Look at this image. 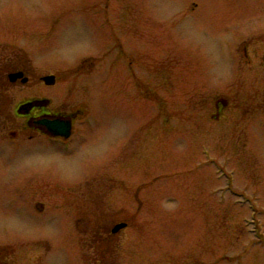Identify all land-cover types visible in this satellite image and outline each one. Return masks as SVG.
Wrapping results in <instances>:
<instances>
[{
    "label": "rangeland",
    "instance_id": "obj_1",
    "mask_svg": "<svg viewBox=\"0 0 264 264\" xmlns=\"http://www.w3.org/2000/svg\"><path fill=\"white\" fill-rule=\"evenodd\" d=\"M107 2L110 58L90 15ZM243 40L264 41V0H0V64L11 69V51L32 63L28 84L1 92L0 121L11 120V95L15 104L56 94L74 104L78 91L93 109L90 138H77L74 154L22 147L11 159V143H0V249L14 264H95L85 239L52 219L63 198L96 227L129 222L106 264H264V138L252 130L238 145L204 117L221 83L233 96L221 52ZM118 42L140 57L143 94L128 99ZM51 72L57 81L46 89L38 76ZM78 72L86 75L76 82ZM135 103L138 131L124 119ZM126 135L124 171L112 156ZM28 175L50 180L9 186ZM34 201L46 213L30 209Z\"/></svg>",
    "mask_w": 264,
    "mask_h": 264
},
{
    "label": "flooded vegetation",
    "instance_id": "obj_2",
    "mask_svg": "<svg viewBox=\"0 0 264 264\" xmlns=\"http://www.w3.org/2000/svg\"><path fill=\"white\" fill-rule=\"evenodd\" d=\"M91 11L92 13L90 15L93 16L94 24L99 28L98 35L103 41L104 58L107 56V58H110L112 50L110 40L112 36L110 33L111 13L108 9V2L103 8H93ZM13 43L14 38L11 37V47ZM118 43L119 50L125 60V70L123 73L124 99H128L132 93H135V95L143 94L142 71L139 69L138 73L137 70H134L136 67H141L140 57L136 56V60H134L128 52L127 44L122 42ZM229 47L228 53L226 51L225 53L224 51L221 52V58H225L226 60L231 58L230 65L228 60L224 62L228 63L226 68L231 71L232 83L236 84L231 93L233 96H228L227 90L223 88L226 86V83H221L219 86L221 88L219 90H222L221 92L224 93H218L214 96L211 105L212 108L209 109L206 106L204 109V117L206 123L209 120L218 123L217 127L214 128V132L218 133L219 137L221 136L220 138H232L233 140L235 138L236 141L234 140V142L240 145L250 138L249 135L252 130H255L259 134L257 138H264V41L243 40L240 43H234L233 41V44L229 45ZM20 57L22 56H17L15 52L11 51V69L4 70L3 66L0 64V94L3 91L8 93L10 84L12 94L17 84L26 85L29 83L32 63L30 60L25 61L23 57L22 59H20ZM92 57L93 59H90L88 63L90 67L95 66L96 62V60H94L95 57ZM83 74L86 75V72H78L75 74L76 82L78 75L80 79ZM51 75L55 77V81L54 84L48 85L43 80V77ZM38 79L44 88L48 89L55 86L57 76L51 72L38 76ZM255 84H262L263 86L256 87ZM260 91H263L261 98L254 97V95ZM77 93V95H73L74 98L72 97V101L75 99V101H73L74 104H70L67 101L63 102L61 99L62 97L58 94L54 95L56 96V102L53 101L54 96L47 97L45 95H36L27 97V99L25 98L26 100H20L15 104L11 95V110H13L11 120L3 119L0 121V143L6 145L7 142L11 143V159L19 152L16 151V149L22 147L26 150L34 147H42L57 151L61 154L64 152L74 154L76 146L74 141L77 138L79 142L83 141L84 138H90L91 128L88 122L93 110L90 108L91 104L89 98L80 95L78 91ZM242 95H246L247 98H241ZM127 108L131 111L125 114L124 119L126 122L131 121L132 124L135 122L136 131H138V124L142 120L141 106L135 103L129 105ZM64 123L69 124L70 129L68 131L64 129ZM55 126H57L56 129H53ZM208 129V125L206 124L204 126V131L206 132ZM67 132L68 135H65ZM229 132H232L230 137L228 136ZM122 139L119 152L112 156V161L113 163L115 162V164H120V168L125 171L126 153L128 151L127 135ZM88 146L92 147V145ZM204 153L206 154L207 151ZM117 161L118 163H116ZM92 172H94V169L90 171V173ZM38 179L44 180V182L50 180L40 176L28 175L23 180L16 183L10 182L9 186L18 187V189L26 191L30 182ZM86 181H89V179ZM28 206L37 213H46L47 205L43 201L28 202ZM54 206L58 213L56 218L52 219H55L54 221L62 227L61 233L70 236L71 230L73 229L77 240L79 238L85 239V246H83L82 249L88 251L87 254L98 256V258H95V264H106L103 262L104 259L106 260V254L109 255V258L113 255L115 251V246H113L114 242L119 238L121 232L130 227L129 222L124 219L117 220L110 226L96 227L95 225H91V222L95 221H91L94 219L90 220L89 214L82 215L79 213L76 204L66 206L63 198L57 199L54 202ZM65 207L67 209H65ZM81 221L85 224L82 227L79 224ZM101 222L103 221L101 220ZM70 223H72V226H70ZM122 223H125L126 226L114 233L113 229L115 226ZM39 243L40 246L41 244H45L44 241H40ZM0 264H14L12 256H10L9 253L5 254L3 249H0Z\"/></svg>",
    "mask_w": 264,
    "mask_h": 264
},
{
    "label": "water",
    "instance_id": "obj_3",
    "mask_svg": "<svg viewBox=\"0 0 264 264\" xmlns=\"http://www.w3.org/2000/svg\"><path fill=\"white\" fill-rule=\"evenodd\" d=\"M10 79H11V75H10ZM43 80L46 82V84H48V85H52V84H54L55 77L52 76V75H51V76H45V77H43ZM55 125H56V124H55ZM56 127H57V126H55V128H53V129H56ZM63 127H64V129H65L66 131H68V130L70 129L68 123H64V124H63ZM65 135H68V132L65 133ZM125 226H126L125 223L118 224V225H116L115 228L113 229V232L115 233V232L119 231L120 229L124 228Z\"/></svg>",
    "mask_w": 264,
    "mask_h": 264
}]
</instances>
